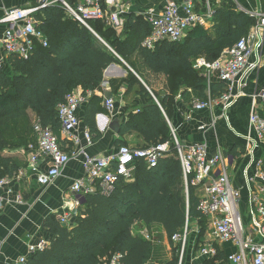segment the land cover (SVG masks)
Instances as JSON below:
<instances>
[{
	"label": "trees",
	"instance_id": "trees-1",
	"mask_svg": "<svg viewBox=\"0 0 264 264\" xmlns=\"http://www.w3.org/2000/svg\"><path fill=\"white\" fill-rule=\"evenodd\" d=\"M232 8L231 4L228 11L216 15L211 30L196 27L180 42H159L153 49L143 46L150 34L149 24L135 13L125 16L120 36L104 21H89V31L69 18L59 2L35 14L36 28L45 35L47 45L34 42L26 57L8 55L10 73L0 66V180L11 179L20 168L11 152L35 143L34 125L58 135L57 108L65 97L78 87L83 96L99 90L108 67L122 65L119 59L136 76L128 71L127 79L112 83V88L116 92L124 83L128 91L135 88V94L146 101L120 124L119 135L137 134L143 145L135 148L168 143L169 150L153 166L136 160L131 177L120 178L109 194H102L98 187L84 195L68 225L49 215L42 224L47 246L29 256L25 264H106L114 254L121 255V264H148L161 259V248L155 239L146 240L135 229L161 227L172 244L171 238L183 231L186 221L200 228V242L206 220L198 210L196 189H185L165 116L170 119L173 98L182 88L192 89L198 99L205 100L204 76L193 68L196 59L213 62L248 35L254 20L235 14ZM135 59L141 61L142 70L166 77L168 95L160 97L151 91L157 102L152 98L139 80L147 84ZM223 88L221 83L212 84L211 95ZM101 102V98L91 97L85 104L83 123L92 142L101 137L95 124L96 116L105 111ZM117 144L126 146L124 141ZM173 246L167 264H178L179 245ZM223 257L220 252L211 261L220 262Z\"/></svg>",
	"mask_w": 264,
	"mask_h": 264
},
{
	"label": "built area",
	"instance_id": "built-area-1",
	"mask_svg": "<svg viewBox=\"0 0 264 264\" xmlns=\"http://www.w3.org/2000/svg\"><path fill=\"white\" fill-rule=\"evenodd\" d=\"M196 0H164L161 12L149 11L144 19L149 24L150 34L143 42V46L153 49L159 42H180L186 33L196 25L204 23V18L195 12ZM61 3L69 18L92 32L89 21H104L114 30L120 31L124 16L128 13V3L123 0H75L73 5L65 0H45L38 7L29 9H14L5 13L2 23L10 25L4 33L1 43L4 54H18L26 57L34 42L47 45L45 35L38 31L34 25V15L40 8H45L56 3ZM20 24L15 26L16 24ZM257 23L264 30V14L258 15ZM251 41L249 37L240 39L234 46L222 52L220 57L213 62L197 59L193 68L203 71L207 76L215 75L217 80L225 84V91L216 99L199 100L194 104L195 111L210 110L216 104L221 103L224 109L229 107L233 100L231 84L238 77L245 76L248 72V58L250 55ZM262 103V114L254 112L249 118V124L255 133L258 142L264 146V88L259 92ZM87 102V97L79 91L69 93L62 104L57 108V119L60 125V133L65 139H74V132L79 126L77 115L80 106ZM103 107L107 113L114 110L113 99H106ZM103 115H97L96 119ZM202 129V128H201ZM36 141L29 144L26 149L29 152L28 169L36 176V182L41 186H48L60 176L62 169L71 160L62 148L58 138L51 129L42 128L38 123L34 125ZM173 146L182 168L183 181L186 191L191 186L195 189L202 188L198 210L206 220V230L210 240L200 239L198 253L205 260L215 259L220 253L219 247L224 244L234 246L237 251L225 255L222 264H264V170L262 162H257L254 175L249 181V194L244 202L245 212L250 218L248 227H244L240 212L242 195L240 190L234 187L228 172L235 164V157L223 153L217 149L210 152L207 145L197 143L183 145L175 137L172 131ZM86 143L90 145L92 137L86 130L84 134ZM169 150L168 143H160L150 148H135L121 146L113 155L96 158L85 155L83 167L85 178L75 182L70 188L74 195V204L78 208L82 197L93 193L99 187L104 195L109 194L115 183L120 179H128L134 171V162L143 160L145 164L153 166L159 158ZM40 154L49 158L51 168L45 172H39ZM10 179L0 180V192L8 184ZM0 196V207H1ZM76 212L61 216V225H68ZM188 221L181 233L171 238L173 244L179 245V261L185 253L188 234L192 231L197 239L200 228L195 226L191 230ZM195 231V232H194ZM141 235L149 241L153 240V234L146 230ZM256 237L260 241L256 240ZM47 246L45 238H40L34 245L28 244L27 256L18 260L19 264H25L27 258L36 251ZM106 264H121V255L114 254Z\"/></svg>",
	"mask_w": 264,
	"mask_h": 264
},
{
	"label": "crops",
	"instance_id": "crops-1",
	"mask_svg": "<svg viewBox=\"0 0 264 264\" xmlns=\"http://www.w3.org/2000/svg\"><path fill=\"white\" fill-rule=\"evenodd\" d=\"M44 1L0 0V66L5 72L10 73V66L6 62L8 55L3 53L1 43L5 31L10 28V25L2 23L1 20L9 10L38 7ZM175 1L181 2V0ZM231 4L235 14L251 17L254 24L247 35L251 41L248 72L245 76L235 79L230 85L234 98L229 107L224 109V106L219 103L210 110L195 111L194 104L200 99L196 97L192 89L182 88L173 98L170 119L166 116L165 118L181 144L204 143L210 152L219 149L223 153L233 155L236 160L228 172L229 180L234 187L240 190L242 198L246 199L249 194L248 180L254 175L257 162H262V169L264 170V146L258 142L249 124V118L254 112L263 116L259 92L264 88V30L259 28L257 18L258 15L264 14V0H196L195 12L204 18V23L193 28L211 30L216 15L228 11ZM128 6V13L125 16L135 13L144 17L149 11L161 12L164 7V0H131L128 2ZM41 9L43 8H40L38 12ZM123 19L124 23L125 17ZM33 20L35 27H37L38 23L35 18ZM18 25L20 24L15 26ZM119 60L122 65H111L104 72L100 89L86 94L87 101L91 97L101 98L102 108H104L103 104L106 99H113L114 101V110L111 113L104 111V113L99 114L103 115L101 118H95V124L101 137L95 142L91 140L90 145L86 143L84 134L87 128L83 123L85 103L80 106L77 112L79 126L74 132V139H65L60 131L58 135H55L65 152L72 157L52 184L41 186L36 182V176L27 167L29 152L26 148L11 152L20 163V168L0 192L2 201L0 207V264H19L18 260L27 256L28 244L34 245L40 238H45L42 224L49 215H56L57 218H60L68 213L76 212L77 207L74 204V195L70 188L75 182L85 178L82 153L90 157L104 158L117 152L121 146L117 144V141H124L128 147L143 145L142 140L137 138L135 133L120 136L108 129L110 123L115 120H118L120 124L126 122L131 114L137 113L146 103L145 100L135 94V88L128 91L124 83L116 92L112 88V83H121L127 79L128 71L136 76L128 64L121 59ZM199 72H202L201 74L205 79V100L217 99L225 91V84L218 81L215 75L207 76L203 71ZM146 75L154 76L149 71H146ZM159 76L163 77L165 87V76ZM139 80L156 101L151 91L158 95L160 92L151 87L149 90L144 81L140 78ZM215 83L223 84L224 91L217 92L215 96H212L210 88ZM76 91L81 92V88H76ZM165 95H168V91L159 96ZM133 138L136 141H133ZM51 166L50 159L40 154L39 172L45 173ZM195 195L200 198L202 188L196 189ZM153 228L160 230L163 235L161 242L159 241L161 259L148 264H167L172 259L175 248L173 245L176 244L172 243V245L169 242L161 227L154 226ZM203 240L206 238L204 237ZM256 240L260 241L257 237ZM198 244L194 233L190 237L188 236L182 264H222V260L219 262L203 259L198 253ZM219 249L223 256L237 251L230 244L221 245Z\"/></svg>",
	"mask_w": 264,
	"mask_h": 264
},
{
	"label": "rangeland",
	"instance_id": "rangeland-1",
	"mask_svg": "<svg viewBox=\"0 0 264 264\" xmlns=\"http://www.w3.org/2000/svg\"><path fill=\"white\" fill-rule=\"evenodd\" d=\"M127 7H129V6H127ZM114 31H115L116 36H120V34H121L120 31H117V30H114ZM187 34H188V32L186 33L185 37L187 36ZM134 61H135V64L137 65L139 75H141V73L143 74V76H144L145 80L147 81V84H148L149 87L154 88L155 90H158V92H160L159 93L160 96L165 91L166 92L168 91L166 79H165L166 86L164 87V79H163L162 76H159V75H154V76H151V75L149 76L148 75L147 76L146 75V71L142 70L141 61L138 60V59H135ZM147 84L145 83L146 87L150 90V88L147 86ZM133 141H136V139L133 138ZM245 200L246 199H243L242 198V205H241V208H240L241 209L240 212H241V215H242V218H243L244 227L247 228L248 227V224H250L249 223L250 222V218H249L248 214L245 212V209H244V202H245ZM188 225L190 226V229L191 230L195 229V226H196L195 222L189 221ZM142 231H143L142 228H136L135 229V232H138V233L139 232L141 233ZM147 231L149 233H152L153 234V240L155 239V241L157 243H159V241L161 242V239H162L163 235L160 233V230H156L154 228L153 229H150L149 228ZM203 233H204L203 234V237H205L208 240L209 239V236H208L207 230H205ZM191 234H193L192 231L189 232L188 236L190 237ZM188 245H189V243H188ZM226 248L228 249V246Z\"/></svg>",
	"mask_w": 264,
	"mask_h": 264
},
{
	"label": "water",
	"instance_id": "water-1",
	"mask_svg": "<svg viewBox=\"0 0 264 264\" xmlns=\"http://www.w3.org/2000/svg\"><path fill=\"white\" fill-rule=\"evenodd\" d=\"M112 133L119 134L120 130V123L118 120H115L110 123L109 128H108Z\"/></svg>",
	"mask_w": 264,
	"mask_h": 264
}]
</instances>
